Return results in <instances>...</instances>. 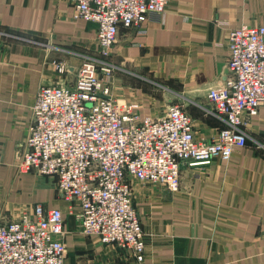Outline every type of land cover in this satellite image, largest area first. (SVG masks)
I'll return each instance as SVG.
<instances>
[{"label": "crops", "instance_id": "0c3cea01", "mask_svg": "<svg viewBox=\"0 0 264 264\" xmlns=\"http://www.w3.org/2000/svg\"><path fill=\"white\" fill-rule=\"evenodd\" d=\"M73 15L72 0H0V223L36 205L59 208L65 264H264V108L244 116L245 147L229 161L184 165L177 192L133 185L142 263L83 234L52 180L17 172L39 87L71 86L81 60H101L96 25ZM262 25L264 0H167L161 22L119 28L107 58L117 70L110 95L138 121L179 105L195 138L213 140L225 124L209 112L207 93L227 79L229 30Z\"/></svg>", "mask_w": 264, "mask_h": 264}, {"label": "built area", "instance_id": "2783aa9c", "mask_svg": "<svg viewBox=\"0 0 264 264\" xmlns=\"http://www.w3.org/2000/svg\"><path fill=\"white\" fill-rule=\"evenodd\" d=\"M72 2L74 19L96 25L102 56L110 54L119 28L153 18L161 22L167 12V0ZM228 51L227 79L207 93L209 112L225 124L215 139L195 138L193 121L179 105L138 121L133 107L115 101L100 76L99 70L110 77L113 66L86 59L71 86L37 90L17 172L52 180L83 234L116 245L142 263L145 234L133 206V185L177 192L184 165L229 161L245 147L244 116L264 108V25L229 30ZM66 71L64 63L57 65L58 73ZM64 225L59 208L41 205L0 223V264H65Z\"/></svg>", "mask_w": 264, "mask_h": 264}, {"label": "rangeland", "instance_id": "374dc122", "mask_svg": "<svg viewBox=\"0 0 264 264\" xmlns=\"http://www.w3.org/2000/svg\"><path fill=\"white\" fill-rule=\"evenodd\" d=\"M99 53H100V56H101V60H104V61L108 62V61H107V58H108L109 55H108V56H102V55H101L102 53H101L100 51H99ZM82 62H83V61L81 60V63H82ZM81 63H80V64H81ZM108 63H109V62H108ZM111 65L113 66V64H111ZM112 68L114 69V70H113V73L117 72V70H116V68H115L114 66H113ZM99 73H100V76H104L103 78H106V81H105V82H106L107 84L110 83V82H108V81H109V79H107L108 77H106L105 75H103V74L100 72V70H99ZM113 73H112V74H113ZM108 86H110V85L108 84Z\"/></svg>", "mask_w": 264, "mask_h": 264}]
</instances>
